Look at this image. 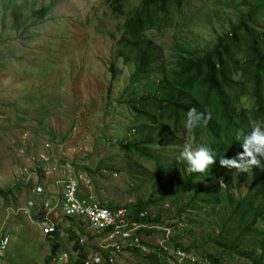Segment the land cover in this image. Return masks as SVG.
Segmentation results:
<instances>
[{"label":"rangeland","instance_id":"obj_1","mask_svg":"<svg viewBox=\"0 0 264 264\" xmlns=\"http://www.w3.org/2000/svg\"><path fill=\"white\" fill-rule=\"evenodd\" d=\"M18 1L24 7L17 26L7 0H0V239L5 233L10 238L0 264H76L82 248V264L90 256L103 255V237L84 218H57L58 236H46L37 223L44 205L37 183L47 193H56L69 178L78 180L81 196H93L102 204L152 200L148 213L154 223L149 228L155 231L143 234L146 244L155 246L168 233L171 250L180 245L214 255L221 264H250L231 255L223 205H188L194 190L206 187L207 181L200 179L195 188L171 195L187 170L180 165L184 144L197 147L204 139L196 140L182 127L174 134L166 132L162 142L146 143L147 152L162 163L141 158L135 147H119L140 141L147 132L145 117L131 109L129 100L132 94L138 100L150 90L148 81L134 85L135 66L115 55L124 18L113 15L105 0ZM140 1H127L125 11ZM239 1L186 0L167 28L149 31L158 66L162 69L163 63L174 60L176 43L213 46L218 35L246 17L249 6L257 2ZM250 23L264 33V8ZM111 64L115 75L109 71ZM237 80L243 83L246 77L239 75ZM238 91L243 107L251 108L255 99L250 90L240 85ZM250 170L234 169L220 184L226 187L228 181L232 193L244 195ZM241 174L245 181L236 189ZM31 175L35 178L24 182ZM31 199L38 206L26 215L22 208ZM258 225L264 229V222ZM72 236L79 239L77 251ZM53 244L59 250L51 259ZM239 248L252 252L256 236L249 234ZM118 264L154 263L127 251L119 254Z\"/></svg>","mask_w":264,"mask_h":264},{"label":"trees","instance_id":"obj_2","mask_svg":"<svg viewBox=\"0 0 264 264\" xmlns=\"http://www.w3.org/2000/svg\"><path fill=\"white\" fill-rule=\"evenodd\" d=\"M127 1L129 0H105L113 15L124 18L115 55L124 59L127 65L135 66L133 84L148 81L150 90L138 100L137 96L132 94L129 100L131 109L145 117L143 123L147 132L143 131L140 141L127 145L119 143V147H135L141 158L162 163L159 158L147 152L150 145L148 148L144 145L162 142L166 132L174 134L185 127L187 113L191 109L210 113L211 119L207 124L201 121L199 126L188 132L196 140L204 139L203 145L212 149L216 163L209 166L204 173L188 170L185 172L184 169L182 178L171 195L195 188L200 179L207 181L206 187L194 190L188 205H194V201L203 205H223L228 211L222 215V224L223 229L230 233L231 241L228 247L231 255L246 258L250 264H264V229H260L258 225L259 222H264V169L251 168L248 190L244 195L238 193L236 196L232 193L233 187L228 181L226 187L220 184V180H225L234 170L221 166L220 159L235 158L243 151L242 140L236 139L237 131L243 130L244 134H247L253 125L264 122V33L258 32L250 23V18L264 8V0H256L255 4L250 5L246 17L240 18L237 23L232 22L229 31L218 35L217 42L211 47L200 49L176 43V52L172 55L174 60L163 63L162 69L158 66L156 42L149 31H163L167 28L173 13L180 10L186 0H141L137 6L126 12ZM7 3L15 21L14 25L18 26L24 6L18 0H7ZM239 3L247 5L249 1L240 0ZM109 71L115 75L114 64H111ZM239 75L246 77L243 83L237 80ZM240 85L242 89L250 90V95L255 99L251 108H244L242 105V94L238 91ZM139 100H142L141 104L138 103ZM180 165L186 166L187 169L189 167L185 160ZM244 181L241 174L235 188L239 189ZM100 204L110 210L126 208L127 219L142 225L136 230V234L140 238V244L151 250V253L145 254L135 248H128L125 252L145 255L154 264H168L167 254L158 248L160 243L155 246L146 244L142 238L143 234L155 231L149 228V224L154 223L148 213L149 207L153 205L152 200L137 199L125 205L102 202ZM143 212H147V215L141 216ZM59 228L60 225L54 233L55 236H58ZM106 233L103 232L101 236ZM249 234L256 236L257 248L252 252L242 251L239 248L241 242ZM71 238L75 239L74 250L77 251L80 248L79 239L74 236ZM175 246L188 251L194 250L190 247ZM58 250L59 246L53 244L51 259ZM83 252L84 248L81 249L76 264H82L85 259ZM102 253L105 256V253ZM200 253L208 264H221L220 259L214 255Z\"/></svg>","mask_w":264,"mask_h":264},{"label":"built area","instance_id":"obj_3","mask_svg":"<svg viewBox=\"0 0 264 264\" xmlns=\"http://www.w3.org/2000/svg\"><path fill=\"white\" fill-rule=\"evenodd\" d=\"M33 178L35 176H28L24 179V182H31ZM35 190L37 194L43 197L44 205L43 208H39L38 224L46 236H54L57 226H59L55 223V220L63 217L84 218L96 234L101 235L103 232H107L102 236V251L105 256L99 254L90 256L83 264H118L119 254L124 253L128 248L140 249L145 254L151 253V250L140 244V238L137 236L136 230L142 225L127 219L128 210L126 208L110 210L103 207L100 204L101 202L93 196H81L77 179L69 178L65 182L62 194L58 191L47 193L39 182ZM37 206V202L31 199L22 209L26 215H31L32 210ZM58 210L62 216L58 213ZM53 213L55 217L52 216ZM140 215L146 216L147 212ZM9 243V236L2 235L0 239V257L4 256ZM167 243L169 244L168 233L158 247L159 250H164L167 254L168 264H208V261L200 253L183 248L171 250L170 245H166ZM62 259L66 260L67 256Z\"/></svg>","mask_w":264,"mask_h":264},{"label":"clouds","instance_id":"obj_4","mask_svg":"<svg viewBox=\"0 0 264 264\" xmlns=\"http://www.w3.org/2000/svg\"><path fill=\"white\" fill-rule=\"evenodd\" d=\"M210 119V113L206 114L191 109L187 113L185 127L191 131L199 126L201 121L207 124ZM236 139L242 140L243 151L235 158H221L220 165L228 169H235L240 173H247L249 169L254 167L264 169L262 166V159H264V122L256 123L247 134H244L243 130L237 131ZM180 156L187 161L189 165L187 170L194 173H204L209 166L216 163V156L212 149L204 145L193 147L191 143L186 142Z\"/></svg>","mask_w":264,"mask_h":264},{"label":"crops","instance_id":"obj_5","mask_svg":"<svg viewBox=\"0 0 264 264\" xmlns=\"http://www.w3.org/2000/svg\"><path fill=\"white\" fill-rule=\"evenodd\" d=\"M60 194H62V192H63V189H62V187L61 188H59L58 190H57ZM48 193H50V192H48ZM38 223V222H37ZM6 234V233H5ZM4 234V235H5ZM7 235V234H6Z\"/></svg>","mask_w":264,"mask_h":264}]
</instances>
